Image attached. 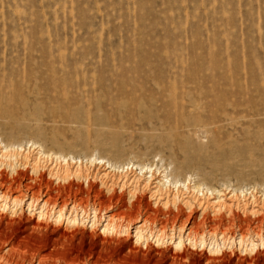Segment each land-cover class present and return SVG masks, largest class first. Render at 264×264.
I'll use <instances>...</instances> for the list:
<instances>
[{
    "label": "rangeland",
    "instance_id": "obj_1",
    "mask_svg": "<svg viewBox=\"0 0 264 264\" xmlns=\"http://www.w3.org/2000/svg\"><path fill=\"white\" fill-rule=\"evenodd\" d=\"M0 142L51 155L0 167L4 264H264V0H0Z\"/></svg>",
    "mask_w": 264,
    "mask_h": 264
},
{
    "label": "bare ground",
    "instance_id": "obj_2",
    "mask_svg": "<svg viewBox=\"0 0 264 264\" xmlns=\"http://www.w3.org/2000/svg\"><path fill=\"white\" fill-rule=\"evenodd\" d=\"M1 143L2 142H0V167L8 168L10 170L11 174L13 175V179L14 180L17 179V177H20L22 175V172L20 170L21 167L25 168L27 166L29 167L30 165H31V169H32L33 174H35L34 176H39L40 177L41 176L40 169L44 168V167H42V165H40V162H41L40 160L42 159V157H44L46 159L51 158V155H45L43 153V151L38 150L36 152L37 156L34 158V162L31 163V161L28 160L29 159L28 157H30L29 154L31 153V148L33 147V145L28 146V148H27L28 151L25 152L26 149H24L22 146H17V147L14 146V147L8 148L6 146H2ZM2 147L4 148L3 151H2ZM34 149L35 148H33L32 151H34ZM19 156L22 157L21 161L17 160ZM54 158H55V156H54ZM62 160L64 162H67V159H65L64 157L62 158ZM79 163L81 164V161H79ZM92 163H94V162L92 161ZM101 163H103V162L101 161L99 164H101ZM80 164L77 166V168L73 172L68 169L69 166H67V168L65 167L64 171H63L65 173V175L63 177H60V175L58 176V174H60V173H58L57 171H56V173L55 172L53 173L52 172L53 170H50V175L53 176V177H56L57 180H63V181H68L71 177L79 178L81 176L85 177L84 179L87 180L88 176H90V173L87 174V172H89L90 169L89 168L88 169L85 168V170H84L81 167ZM66 165H68V164H66ZM130 166L131 165H126V167L124 166L121 169L122 170L121 172L122 173L124 172L126 174L129 169H131V170L133 169V166H131V167ZM148 170H150V172L152 171L151 168L148 169ZM85 173H86V175H84ZM140 173H141L140 177H137V178L135 177V179H133L134 180L133 182L135 183V186L133 187L134 191L131 193V199L137 198L136 197L137 190L144 189V188L145 189H150L151 191H153L152 194L154 196L155 195L156 196H159V195L161 196V195H163L164 192L166 194L168 191H172L171 190V186L174 187L176 189V191H178L177 187L179 185L177 183L173 182L172 180H170L169 177L166 175V173L162 177V179H159L156 182H154L155 177H154V173L153 172L151 173V175L148 178H145V175L143 174V169L142 168L140 169ZM125 174H124V177H123L124 179L127 177ZM104 175L105 174H103L102 176H104ZM141 180H142V183L144 184L142 188H140L141 187L140 186V184H141L140 181ZM126 183H128V182L124 181L123 185H125ZM195 188H197V187L195 186ZM195 188H194V190H195ZM177 196H178V194L175 193L174 197H173V199H174L173 203L174 204H175V200L178 199ZM168 197H169V195H168ZM2 198H3V196L0 197V200H1L0 203L4 201V204L2 206L4 208L5 207L8 208L7 198H3V201H2ZM21 201L22 200H20L19 202H21ZM19 202L14 200L13 204L18 205ZM215 203H217L219 205V207L227 208V206H229L225 199L221 200L220 196H219L218 200ZM168 204H169V201L167 200L166 204H164V205L167 206ZM31 206L33 207V203L30 204V207ZM44 206L42 207L43 209H44ZM42 212L43 211H41V215L43 216ZM44 215H45V212H44ZM62 216H63V214H62V211H61V212H59V216L58 217H62ZM73 220L75 221V219H73ZM73 220H71V221H73ZM105 227H106L105 230H108V229L115 230L116 228H118V225L115 224V222H113V221H109L107 223V226H105ZM137 230L138 231L136 232L137 233L136 234L137 235V240L136 241L139 242L142 239H144L143 229L141 228V229H137ZM11 244H13V243H11ZM182 245H183L182 240H180L177 243V247H181ZM11 246H13V245H11ZM12 248L13 247H11L10 249H12ZM55 256H56L55 252H50V253H47V254L39 252V253H34V256H33L32 259H34L35 261H38V264H130L129 263V259L131 258L130 254H125L123 256L122 253H114V254H110V255H106L105 254L104 256L99 257V258H95V259H92V258L91 259H83L82 257H78L76 259H72V260L65 259L63 261L60 258H56ZM136 257H137V255H136ZM0 260H2V262H0V264H4L3 262L8 261V258L4 254L1 255V252H0ZM175 260H177V261H175ZM175 260H174L175 261L174 264H184L182 262H178V258L177 259L175 258Z\"/></svg>",
    "mask_w": 264,
    "mask_h": 264
}]
</instances>
